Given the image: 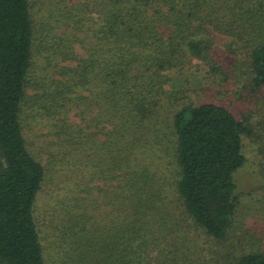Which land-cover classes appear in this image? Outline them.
I'll return each mask as SVG.
<instances>
[{
	"label": "trees",
	"instance_id": "trees-1",
	"mask_svg": "<svg viewBox=\"0 0 264 264\" xmlns=\"http://www.w3.org/2000/svg\"><path fill=\"white\" fill-rule=\"evenodd\" d=\"M55 4L38 16L31 0H0V264H47L36 207L50 171L63 262L71 251L75 264H192L176 242L160 247L177 218L159 162L173 155L185 212L222 240L235 222L244 138L256 135L225 105L185 103L169 72L194 60L219 72L218 33L264 92V0ZM97 190L111 193L105 227ZM238 264H264V250Z\"/></svg>",
	"mask_w": 264,
	"mask_h": 264
},
{
	"label": "rangeland",
	"instance_id": "rangeland-1",
	"mask_svg": "<svg viewBox=\"0 0 264 264\" xmlns=\"http://www.w3.org/2000/svg\"><path fill=\"white\" fill-rule=\"evenodd\" d=\"M78 1L92 0H67L69 4ZM59 0H31L41 16L44 9L50 10L57 7ZM60 6V5H59ZM213 45V57L220 71L213 72L206 60H194L184 69H175L169 72L172 77L170 87L180 89V95H184L185 103H203L213 101L225 105L241 120H245L253 129L256 136H245L244 153L247 161L234 172L236 182L235 193L237 206L235 222L225 239L217 240L195 223L185 212L179 195L174 190L177 181V164L173 155H163L159 162L158 172L163 174L161 185L165 184L164 203H168L170 211L177 218L175 229L167 235L161 246L166 243L176 242L182 248V252L194 257L192 264H238L239 258L249 252L264 250V156L261 152L264 147V92L254 88L249 72H238L236 60L238 56L229 52L225 46L226 37L215 34ZM81 50L80 46H78ZM262 147V148H261ZM260 149V150H259ZM98 163V170L102 168ZM50 171V170H49ZM52 171L46 173V179L39 195L36 207L38 225L44 239L47 253V264H75L79 260L70 251L69 261H64L57 252L55 231L51 228V220L54 217L52 206L55 204V189L59 183L53 178ZM96 186H104V181L98 180ZM96 204L93 210L95 220L100 225H110L112 215L110 207L106 204L107 198L102 197L99 191L95 192ZM54 219V224H55ZM116 237H112L111 244ZM104 247L101 248V250ZM161 249L151 252L155 256ZM176 249H174L175 251ZM64 255V253H63ZM175 257V256H174ZM81 262V261H80Z\"/></svg>",
	"mask_w": 264,
	"mask_h": 264
}]
</instances>
